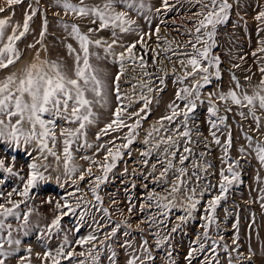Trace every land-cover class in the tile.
<instances>
[{"label": "rangeland", "instance_id": "1", "mask_svg": "<svg viewBox=\"0 0 264 264\" xmlns=\"http://www.w3.org/2000/svg\"><path fill=\"white\" fill-rule=\"evenodd\" d=\"M94 1L99 2V0H86V3L91 4ZM248 1V11L242 12L239 7H236V0H230L233 7L229 19L225 24L218 27V47L213 51L221 58L220 79L213 78L212 83L203 89L202 98L205 103L198 105L192 114L193 120L190 121L193 127L190 144H186L184 138L177 133L178 128L183 131L180 127V121L183 119L182 114L175 124H170L167 120H163L162 123L160 121L163 116L169 114L168 105L175 99V93L182 87H191L193 82L192 77L185 80L183 84L175 82L178 77H183L184 74L183 67L177 61L186 58L174 53L192 51L191 46L185 47V45L191 38L189 33L194 34V23L200 19L194 15L199 10L200 5L196 3V0H169V4L173 7L168 10L161 9V12L157 13L155 9L161 7V0H149L153 6V11L147 14L150 20H145L144 17L137 18L132 14V18L136 19L133 28L137 31L126 33L125 39L113 46L115 56H108V69L106 70L109 81H111L120 71V64L113 61H118L121 52H124L126 57L128 56L125 48L120 45L140 41L136 43V47L133 49L136 59L134 61L125 60L123 75L119 80L120 103L126 108L123 113L125 123L132 125L140 120V126L133 133L134 141L127 149L121 148L122 158L117 161L116 167L109 173L107 183L98 189V194L103 201L99 207L93 206L99 202L92 195L90 189L93 185L90 181L94 180L95 176L102 175V171L97 165H91L93 175L89 177L86 169L90 166V161L81 159V157L88 156L102 164L104 163L105 151L99 149L100 144H107L116 137H120L115 140L117 145L126 142L123 137L129 131L127 127L115 132L110 131L108 135H102L99 140L96 138L97 133L113 118L111 113L117 104L114 96L111 97V104L107 110L95 108L98 119L96 123L88 126L86 137L87 143L91 144L92 147H80L84 143L83 138L73 145V165L79 169V172L72 179H67L63 175L62 155L59 165L52 157H49L48 160L41 158L38 162L51 165L49 171L45 173L50 177L49 181L33 189L30 193L31 199L26 204H21L20 209H18L21 215L19 222L14 218H9L8 221L12 223L15 230L18 224L23 223L24 214L31 210L29 221L32 228L28 234L23 235L13 231V235L21 239V250L17 254L18 256L27 255L25 249L30 247L32 249L31 264H50V261H44V252L48 250L54 252L63 243V237L67 234L72 243L65 247H70L77 253L85 251L84 257L73 256L72 261L85 260L86 264H92L91 257L87 255V249L92 245L80 247L75 241L90 232H94L100 240H105L104 233L110 231L106 224L111 223L114 227L116 223L126 220L131 224V228L127 229L130 234L124 235L125 229L121 228L115 238L105 241L106 244H111L117 253V264H126L127 253L139 248L145 239L149 242L153 250L152 254L156 257L155 264H166L169 249L172 250L176 264H188L185 257L191 248L198 246L197 237L204 231L202 228L205 223L203 216L208 201L218 192V188L209 187V185H218L222 157L225 154V136L230 132L232 146L229 155L233 160H238L241 165L237 169L240 174L239 182H234L226 193V198L219 202L215 211L219 227L217 228L216 225L211 227L209 230L211 240L205 242L209 246L212 240H215L217 244H227L229 252L225 253L221 248H217L216 253L213 254L211 247H208L205 252L195 254L191 264H205L206 258L211 256H215L219 260V264H229L228 257L231 256L232 264H238L236 259L238 253L233 251L237 246L240 253L239 264H264V207H262L264 200L261 199L264 196V167L255 159V154L248 149L245 140L247 135L253 138L254 143H264V135L255 130V124L251 117L244 119L236 114L237 111L247 113L246 108L237 109L233 107L232 112L225 113L223 104H218L220 115H227L228 117L226 123L220 126L221 131L218 133L221 139L220 145L212 142L207 123V94L209 92H227L229 89L235 88L236 81H239L241 88L238 91L252 94L257 90L260 81L264 80V74L260 72V68L264 67V52L260 51L264 47V21L255 19L260 12L264 11V0ZM54 2L55 0H22L20 4L9 5L7 0H0V9L5 10L0 12V19H8L12 26L16 25V23H11V20L15 17L18 8H21L22 17H25L26 13H30L32 9L36 11L32 20L29 21V33L17 42L22 53L24 49L27 50V53L21 56L23 66L36 62L37 52H39L41 60L45 59L43 41L47 32L42 43H37L41 39L40 33L43 25L35 32L33 21L42 13L43 23L45 20L48 22L51 16L48 11L57 9L53 6L56 5ZM72 2L78 3L79 0H72ZM68 14V17H71L80 26L84 24L88 25V28L96 27V25L90 24L86 18L83 20L74 14ZM157 27L160 29L159 33L155 32ZM8 32L10 33V29ZM137 32L150 33V35H143L141 38ZM49 33L53 36H60L56 31ZM92 35L96 39L111 43L112 37L109 30L95 32ZM30 44H35V48H29L28 45ZM140 57H143L146 62L144 68L139 66ZM169 57L171 59H168ZM5 70L0 71V79L9 74ZM14 71L19 70L15 69ZM225 71L229 74L228 78L225 76ZM165 73L167 74L165 82L161 84L158 77H164ZM233 77L236 79L233 80ZM229 83L233 84L228 85ZM150 88L152 91H149ZM142 96L152 101L144 112H140L144 106ZM177 103L180 102L177 101ZM138 112L139 116L137 115ZM257 116H260L261 120L264 121V113L258 110ZM141 117L146 118L141 119ZM262 131H264V123H262ZM197 132L202 135H196ZM185 146L191 148V153L184 152ZM108 147L111 145L108 144ZM240 147L247 149L246 159L240 158L238 151ZM177 148L179 151H176ZM33 149L34 145L24 144L23 141L19 144L0 142V159L5 160L6 167H12L13 171H18L19 175L26 177L29 171L28 164L32 162V157L40 156L39 152ZM61 149L62 144H58L57 152L60 153ZM165 149L168 151L166 152ZM173 152H176L175 158L172 156ZM144 153H148V155H144ZM181 154L188 156L184 165L179 163ZM169 161L172 162L173 167L168 169L164 176H161ZM205 165H211V167L205 170ZM181 167L186 168L187 174L182 177L185 184L182 186L181 192L170 194L169 190L172 184L179 183L176 177L179 175L177 169ZM223 167L226 168V165ZM80 172L85 173L83 181L78 179ZM57 177H59V181H57ZM0 179L4 180V184L0 185V192L4 196H7V193L13 188L22 190L23 182L18 176H12L0 169ZM73 180L76 181L75 184H73ZM77 187L79 191L76 192V196L82 197L80 207H76L75 197H68L71 206L76 210V214L70 213L61 220L59 232L53 230L49 233L47 229L51 227V221L56 214L53 207L54 203L57 200L63 203L67 194L76 191ZM191 189L196 190L195 198L200 200V204L197 205L198 210L193 214V218L181 222L178 217L185 216L181 206L187 203V196L192 195ZM201 192L204 193L202 197ZM165 197L167 199H164ZM12 199L19 201L23 198L14 193ZM48 200H51L52 204L47 203ZM112 201H116V203ZM170 201H174L176 207L170 210L164 209L162 205ZM0 202H3V197H0ZM130 204L134 205L131 214L127 211ZM104 208L108 209L107 216L103 212ZM85 209H87V214L82 222L80 214ZM165 212L168 213L167 216L164 215ZM108 216H111L110 222ZM76 227H80L79 232L74 231ZM173 227L177 229L175 232L171 231ZM157 233L159 237H157ZM217 233L222 235L224 239L220 240ZM234 236H238L236 245L233 244ZM157 238H167V243H164L158 251L156 250ZM125 243L131 244L132 247H124ZM95 247L101 251L100 264H112L107 258L109 255L107 249L99 245L98 242ZM249 248L254 253L250 260L247 258ZM10 264H18V260L13 258ZM62 264H71V262L62 260ZM212 264H215V260L212 261Z\"/></svg>", "mask_w": 264, "mask_h": 264}, {"label": "snow or ice", "instance_id": "2", "mask_svg": "<svg viewBox=\"0 0 264 264\" xmlns=\"http://www.w3.org/2000/svg\"><path fill=\"white\" fill-rule=\"evenodd\" d=\"M238 2V0H237ZM9 5H17L22 3V0H7ZM58 7L62 8L65 14L71 13L80 18H86L90 24L96 25V27H89L87 32H82L77 24L62 23L61 27L64 29L67 37H70L78 44V48H75L72 43L66 44L67 54L72 59V65L69 67L62 59L56 60L40 59L39 52L36 53V62L29 63L19 71H11L0 79V142L16 143L19 144L23 141L24 144L34 145V151H38L39 157H32V162L28 164L27 176L19 175L18 171H13L12 167H6L5 160L0 159V169L11 174L12 176H18L23 182L21 189L13 188L4 196L0 192V197H3V202H0V264H10L13 258L18 260V264H31L32 249L26 248L28 253L25 256H18L17 254L21 250V239L18 236L13 235V231L27 235L31 230L32 225L29 221L31 210L25 213L23 216V223L18 224V227L14 230L13 225L9 221V218H14L16 221L21 220V215L18 209L21 204H26L31 199L30 193L33 189L37 188L40 184L48 182L50 177L45 175L51 167L50 164L38 162L41 160H48L49 157L55 159L59 165L61 162V155L63 156V175L67 179L79 172V169L73 165L74 149L73 145L83 138L84 143L80 147L91 148L92 145L87 143V129L89 125L96 123L98 119V113L95 111L96 107L107 110L111 104V97L114 96L117 104L112 111V119L105 125L103 129L97 133V140L102 135H108L110 131H119L120 129L127 127L128 133L125 134L123 140L126 141L122 145L115 143L116 137L113 140L107 142V144H100L98 147L105 151L104 163H100L88 156H83L81 159L90 161V166L86 169L87 175L92 177V166L97 165L102 175L95 176L94 180L90 183L92 195L95 200L99 202L94 207L102 205V197L98 194V189L107 183L109 179V173L117 165V161L122 158L121 148L127 149L134 141V131L140 126V120H137L132 125H127L123 119V113L126 108L120 103L121 97L119 94V80L123 75V67L125 60L134 61L136 59L133 49L136 47V43L120 46L125 48L128 56H125L124 52L119 54L118 62L120 64V71L109 81L108 72L105 67L101 66V61H105L109 55L115 56L113 52V46L119 43V34H126L137 31L133 28L136 24V19L132 18L134 14L137 18L144 17L145 20H150L149 15L153 11V6L149 0H99L98 3H86V0H79L78 3H73L72 0H55ZM196 3L200 5L199 10L194 13L197 17H200L193 25L194 34L189 33L190 39L187 41L185 47L191 46V52L174 53L185 57L186 59H180L177 61L183 69V77H178L176 83L183 84L189 77L193 78L191 87H182L175 93V99L169 103V114H166L161 118L169 121L170 124H175L177 119H180L181 114L183 119L180 121V129H177V133L180 137L184 138L186 144L192 142L191 137L193 134V127L190 121L193 120L192 114L195 112L198 105L205 103L203 97V89L212 83L213 78L220 79V63L221 58L214 53V49L218 47L217 35L218 27L225 24L232 10L233 4L230 0H196ZM173 5L169 4V0H161V7L156 8L157 13L161 12V9L168 10ZM5 11L0 9V12ZM36 11L32 9L30 13H26L23 24H16L12 26L9 24L8 19H0V71L9 69L10 67L17 66L21 61L22 52L17 46V42L29 33V21L32 20ZM255 19L257 21H264V11L260 12ZM22 28V30H21ZM10 29V33L8 32ZM103 30H109L111 32V43L102 39L91 38V34ZM160 29H155L156 33H159ZM47 32V21L43 24V29L40 33L41 39L37 43H42L45 33ZM138 35H150V33H139ZM35 44L28 45L29 48H35ZM103 47L104 56L93 51V48ZM45 51L47 49L45 48ZM264 52V47L260 49ZM255 55V53H253ZM93 58L96 63L92 62ZM168 59H171L170 57ZM140 67H146V62L143 57H140ZM191 69L190 71L188 69ZM260 72L264 74V67L260 68ZM147 75V73H145ZM166 73L164 77H158L161 84H164ZM236 78L233 77V80ZM241 88L239 81H236L235 88L229 89L227 92L214 91L209 92L208 103V125L210 128V135L212 142L216 145L221 144V139L218 133L221 131L220 126L224 125L228 119L227 115H220V108L218 104L222 103L224 106V112L230 113L233 107L237 109H247V113L244 111H237V115L247 119L252 118L255 124V130L262 131V123L260 116H257V111L264 113V80L260 81V85L257 90L252 94H247L238 89ZM162 90V89H158ZM149 91H152L150 88ZM144 100V106L140 109V112H144L148 105L151 104V100L142 96ZM179 101L180 103H177ZM183 104V107H181ZM139 116V112L137 113ZM146 117H141V119ZM59 130V132H57ZM196 135H202L197 132ZM248 149L255 154V159L259 164L264 167V143L253 142L251 136H245ZM170 141V138H169ZM147 143V140H145ZM174 144V142H172ZM62 144L60 153L57 152V145ZM108 144L111 147H108ZM232 146L231 133H227L225 136L224 144V156L222 157V168L219 172L218 185H209V187L218 188L216 195L208 201L207 208L203 219L205 223L202 225L204 231L197 237V247H193L188 252L185 259L188 264H191V260L197 253H203L208 247H211V252L216 253L217 248H221L225 253L229 252L227 244H217L215 240H212L211 245L206 244V241L211 240L209 230L213 225L217 224L215 211L222 199L226 198V193L229 191L230 186L234 182H239V172L237 169L241 167L238 160H233L229 151ZM159 147V145H157ZM115 149V151H114ZM167 152L168 150L165 149ZM176 151H179L177 148ZM191 148L185 146L184 152L191 153ZM240 158L246 159L245 153L247 149L245 147L239 148ZM148 155V153H144ZM176 152L172 153L175 158ZM204 155L203 153L201 154ZM188 160V156L181 154L179 156V163L185 164ZM226 165V168L223 167ZM173 164L169 161L165 171L161 173L164 176L168 169L172 168ZM211 165H205L204 168H210ZM127 171V169H125ZM179 175L176 179L178 184H172L169 192L175 194L181 192L182 186L185 181L182 179L187 173L186 168L181 167L177 169ZM59 181V177L56 178ZM78 179L83 181L85 179V173L80 172ZM76 183L75 180L72 181ZM4 184V180L0 179V185ZM76 191L69 192L67 197L64 198L63 203L57 200L53 207L55 210L54 218L51 221V227L47 229L49 233L53 230L59 232L61 230V220L68 216L76 214L75 208H73L68 200V197L76 198V207H80V201L82 197H77ZM185 191H188L185 189ZM195 189H191L192 195L187 196V203L181 206V210L185 213V216L178 217L181 222H186L188 219L193 218V214L198 210L197 205L200 204V200L195 198ZM22 197L19 201L12 199L13 194ZM204 195L201 192V197ZM164 199H167L165 197ZM264 200V196L261 197ZM52 204L51 200L46 201ZM116 203V201H112ZM8 205H11L10 207ZM134 205H129L127 211L132 213ZM164 209H171L176 207L174 201H170L162 205ZM264 207V205H262ZM67 209V211H64ZM104 214L108 215V209H103ZM87 214L85 209L80 214V220L83 222L84 217ZM167 212L164 213L167 216ZM123 215V212H121ZM108 221H111V216H108ZM110 228V231L105 232V240H100L94 233L90 232L83 238L75 241L80 247L85 245H92L87 249V255L91 257L92 264H100L101 251L95 244L98 242L103 248H106L109 255L108 259L112 264H117V253L113 250L111 244H106V240H110L117 236V233L121 228H124V235L130 233L127 229L131 228V224L128 221H121L116 223L113 227L111 223L106 224ZM235 227V226H234ZM177 229L173 227L172 232ZM75 232L80 231V227L74 229ZM6 233V235H5ZM219 235V233H217ZM159 237V234H156ZM202 237V239H201ZM219 239L223 240L224 237L219 235ZM238 242V236L233 237V244ZM72 243L66 234L63 237V243L58 246L54 252L52 250L45 251L43 254L44 261H50V264H62V260H68L71 264H86L85 260L72 261L73 256H85V251L75 252L68 246ZM164 243H167V238L156 240V250L158 251ZM124 247L131 248L132 245L125 243ZM238 253L236 259L239 264V247L233 249ZM153 250L149 245V242L145 239L142 244L135 251L127 253L126 264H155L156 257L152 254ZM95 253V255H93ZM139 253V254H138ZM254 253L249 248L247 258L250 260ZM229 264H232V257L229 256ZM215 260V264H219V260L215 256L206 258L205 264H212ZM166 264H176V260L173 256L172 250L167 252Z\"/></svg>", "mask_w": 264, "mask_h": 264}, {"label": "bare ground", "instance_id": "3", "mask_svg": "<svg viewBox=\"0 0 264 264\" xmlns=\"http://www.w3.org/2000/svg\"><path fill=\"white\" fill-rule=\"evenodd\" d=\"M248 2H249L248 0H238V2L236 0L235 5L237 8L239 7V10H241L242 12H245V11H248V9H247L248 8ZM94 3H98V1H94ZM53 6H54V8L57 7V9H52V11L51 10L48 11L51 13V16L49 17L48 22H47L48 23L47 24V33H46V36H45L44 41H43L44 52H45L44 56H45V59H50V60H56V59L60 58L69 67H71L72 59L67 54L66 44L72 43L75 48H78V44L74 40H72L70 37H67V34L65 33L64 29L61 27V24L62 23L76 24V23L71 19V17H68L69 14L64 13L62 8L58 7L55 4ZM41 17H42V13H40L37 16V19L33 21L34 22L33 29L35 32H37V30H39L40 26L44 24ZM23 20H24V17H22L21 8H18L16 11L15 17L11 20V23H16V24L21 25V23H23ZM83 20H85V19L83 18ZM78 26L80 27L82 32H85V33L87 32L86 29H88V25L82 24L81 26L80 25H78ZM53 31H56V33L60 34L61 37L58 35L53 36L52 34L49 33V32H53ZM29 37H31V35H29ZM118 37H119V41L124 40L125 34L122 35V34L118 33ZM91 38L93 40L96 39V37L92 34H91ZM45 48L47 49V51H45ZM92 50L99 53V55L104 56L103 47L93 48ZM26 53H27V50L24 49L22 55H25ZM107 58H109V57H107ZM92 62L94 64L96 63L94 58H93ZM107 62H108V59H106L105 61H101L100 62L101 66L108 69ZM23 67L24 66L22 65V61H20V64H17V66L12 67L11 69H6L5 71H7L9 73L11 71H14L15 69L19 70ZM224 73H225V76H227V78H228L229 74L226 71ZM230 84H233V83H229L228 85H230Z\"/></svg>", "mask_w": 264, "mask_h": 264}]
</instances>
